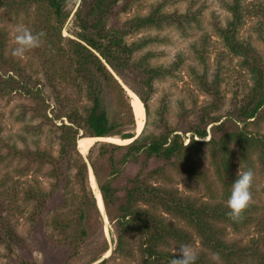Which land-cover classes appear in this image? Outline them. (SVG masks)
<instances>
[{"label": "trees", "instance_id": "obj_1", "mask_svg": "<svg viewBox=\"0 0 264 264\" xmlns=\"http://www.w3.org/2000/svg\"><path fill=\"white\" fill-rule=\"evenodd\" d=\"M79 2L75 12L69 9V0H23L19 5L37 6L39 11H44L48 15V21H45L46 29L54 32L55 40L52 41V36L47 35L45 40L55 46V50L58 48L53 53L58 56L65 54L71 59L72 74L68 84L71 90L85 97L84 103L78 105L79 98L71 96V108L68 105L62 107L60 98L65 90H55L57 103L60 105L59 113L54 118H49L46 115L48 103L41 91L36 89L40 81L34 79L31 82L32 77L29 76L24 80L21 78L22 70L18 72L15 68L8 70L5 63L0 62V94H11L19 89L21 95L31 97L36 104L33 109L34 116L43 117L45 125L49 126L52 134L56 136L59 151L57 158L52 161L55 170H52L51 176L55 179L57 187H60L64 168L65 171L71 170V174L66 176L61 188L63 192L70 188L71 194L67 196V193H62V196L64 200H70L71 213L80 216L79 222L85 224H82L81 232L75 229L73 235L72 222L68 217L59 215L54 208L49 212L44 211L50 193L47 194V191L38 186L31 187L27 191L29 201L34 203L29 220L37 222L43 219L45 212L49 215V225L55 230L54 232L64 241L71 238L73 248L78 250L79 245L75 244L76 240L84 241L88 238L89 232L93 229L91 225L93 215L100 213L96 195L87 181L88 171L91 168L107 217L116 224L117 245L113 252L122 255L127 262L135 258V252L138 250L142 264H170L179 245L189 244L194 248L199 239L200 248L195 250L197 252L195 264H256L255 262L264 264V243L254 240L248 247L228 239L227 226H231L236 232H241L252 223L253 217L247 215L251 205L244 211L242 219L233 221L227 214L230 209L222 202L212 204L182 195L177 189L168 187L164 183L151 184L147 178L162 174L159 168L147 173L141 166L140 171L134 177H129L125 184L118 183V179L123 175V168L130 163H139L140 160L143 161L144 166L154 159L177 163L181 170H189L197 162L204 160L206 152L202 147L209 149L213 162L218 165V175L223 181L226 178L224 183L226 189L232 186L238 174L237 164L233 161V146H238L242 154L240 158L251 169L253 167L249 154L251 148L256 147L261 152L260 160L264 165L262 137L251 131L248 132L246 128L237 127V124L258 121L254 125L259 128L260 122L264 121V58L258 53L251 39L240 37V30L248 17L256 15L258 18L260 12L264 15V0L250 3L245 0L226 1L225 5L231 14L230 17L225 24L213 25L225 50L229 55L239 58L240 69L247 70L250 75V84L246 83L239 106L229 119L221 121V118L215 116L219 110L218 97L221 96L219 85L224 82L221 71L225 69L223 62L226 53L224 52L217 58V74L211 79L209 69L206 67V71L204 70L203 75L199 77L202 90L212 99L204 101L197 107L196 113L191 111L198 119L197 122H190L185 131L191 134L187 144L182 133L179 134L177 129L165 124L159 133L147 134L143 130L142 134L130 144L97 142L88 156L83 155L78 149V140L82 137H112L123 140L136 137L138 121L134 107L122 83L109 67L135 92L143 102L146 115L149 117V100L156 91V82L165 80L168 76H177L176 73L182 65V62L179 64L178 61L167 65L154 63L156 53L151 48L160 42V39L157 34L153 35L149 30L161 31L174 26L178 29H188L194 21L200 22V18L192 11H187L183 15L178 12L170 14L164 10L168 5L165 1L164 5H158L156 8L152 5L149 14H134L115 26L114 20L117 17L126 15L136 3L143 0H80ZM70 19L73 23L71 37L64 39L62 30ZM260 27H264L263 20ZM201 39V42L192 48L207 65V47L203 46L207 40ZM63 41L66 42L65 49L59 48V44ZM41 68H44V65ZM12 71L15 75L10 74ZM101 95L110 99L107 106L102 105ZM194 106H198V103ZM188 112L190 113V110ZM63 117L70 124L62 122L61 125H57L55 121ZM22 118L25 119L23 116ZM226 120L234 127L226 130ZM210 125L212 126L209 140L196 139H206L209 136ZM98 143L101 151L93 156L94 148ZM14 148H17L19 153L13 156L19 154L22 156L26 152L20 149L17 143H14ZM27 154V157H34L42 164L47 159L45 152L29 150ZM8 157H12L9 151L5 155V158ZM5 183L7 182L3 184ZM67 197L69 198L66 199ZM173 219H178V222ZM131 235L138 236V243L136 242L135 245ZM4 239L11 246L21 242L16 228L12 226L2 231L0 240L4 241ZM11 246H8L9 250ZM108 250L106 246L101 254ZM108 260L106 258L97 264H107Z\"/></svg>", "mask_w": 264, "mask_h": 264}, {"label": "rangeland", "instance_id": "obj_2", "mask_svg": "<svg viewBox=\"0 0 264 264\" xmlns=\"http://www.w3.org/2000/svg\"><path fill=\"white\" fill-rule=\"evenodd\" d=\"M22 1L0 0V62H4L8 70L14 68L17 72L22 70L21 78L24 80H27V76H29L32 77L31 82L34 79L40 81L36 89L41 91L46 103H48L46 115L49 118H54L59 113L60 107L57 103L55 90H65L60 98L62 107L68 105L71 108L73 97L79 98L78 105L86 100L83 95L79 96L75 90H71V86L68 84L72 74L71 59L65 54L58 56L53 53L58 48L55 50V46L50 45L45 38L40 47L28 50L23 57H14L11 54L12 49L16 46L14 36L15 27L18 24L28 26L33 32L42 30L47 36H52V41L55 40L54 32L46 29L45 21H48L46 12L39 11L37 6L19 5ZM79 1L69 0V9H73L75 12L80 4ZM165 1L168 2L166 9H164L166 12L170 14L178 12L183 15L187 11H192L200 18V22L194 21L191 26H188V29H178L174 26L161 31L149 30L151 34H157L160 39V42L151 48L156 53L154 63L167 65L178 61L179 64L182 62V65L176 73L177 76H168L165 80L156 82V91L149 100L150 116L147 117L146 115L142 130L146 131L147 134L159 133L167 124L169 127L177 129L179 134L182 133L185 144H187L191 134L185 133V131L190 122H197L198 119L191 111L196 113L197 107L204 101L212 99L202 90V84L199 81L204 70L209 69L208 73L212 79L218 71L216 68L217 58L221 53H226V59L223 62L225 69L221 70L224 82L219 85L221 94L218 97L220 100L219 110L215 113V116L221 118V121L229 119L231 114L235 113L236 107L239 106L241 93L246 89V83L250 84V75L247 70L242 71L240 69L239 58L228 54L213 26L217 23L225 24V21L230 17L231 14L225 5V2L229 0H143V2L136 3L126 15H121V18L117 17L114 20V25L117 26L134 14L147 15L152 5L156 8L158 5H164ZM245 1L250 3L256 0ZM139 4L141 5L138 6ZM261 13H259L260 17L258 18L256 15L248 17L240 30V37L251 39L258 53L264 58V27H260L261 21L264 22V15ZM72 27L73 23L70 19L62 30L64 39L71 37ZM201 38L207 40V43L203 44L205 48L207 47V65L201 61L192 48L201 42ZM65 43L63 41L59 44V48H64ZM43 65L45 71L44 68H41ZM10 74L15 75V72L12 71ZM121 81L132 103L133 98L130 92H135L123 80ZM16 91L18 92L16 93ZM16 91L7 95L0 94V157H2L0 158V235L2 231H6V228L12 226L16 228L21 242H16V245L12 244L11 246L5 239L4 241L0 240V264H97L106 258L109 259L107 264H125L128 262V264H142L137 249V251L135 250V258H131L128 262L122 255L113 252L117 245L116 224L115 221H111L109 217L103 215L99 206L100 213L93 215L91 222L93 229L89 232L88 238L84 241L76 240L75 244L79 245L78 250L73 248L71 238L64 241L60 235L54 232L55 230L49 225V215L45 213L49 212L51 208L56 209L59 215L62 214L71 220L73 235L76 232L75 229H78L77 232H81L82 224H85L79 222L80 216L71 213L70 200H64L62 196V193H67V196L71 194L70 188L64 192L61 191L66 176L71 174V170L65 171L66 168H64L60 181L61 186L57 187L55 179L51 176L54 169L52 161L57 158L59 151L56 136L52 134L49 126L45 125L46 122L43 117L34 116L35 101L29 96L21 95L19 89ZM101 97L102 105L107 106L110 99L103 97V95ZM196 103L198 106H194ZM55 122L57 125H61L62 122L70 124L64 117ZM257 122L237 124V127L239 129L246 128L248 132L259 134L264 140V121L260 122L259 128L254 125ZM211 126L208 127L209 136L206 139H196L208 141L211 137ZM226 126V130H229V127H234L228 122ZM14 143L26 151L24 155L13 156L19 151L14 148ZM202 149L206 152L204 160L197 162L189 170H181L176 165L177 163L172 164L154 159H151L144 166L143 161L140 160L139 163H130L123 168V175L118 179V183L125 184L129 177H134L140 171L141 166L147 173L159 168L162 174L154 178H147L151 184L161 185L164 183L190 198L208 201L212 204L222 202L227 205L226 202L232 186L226 189L224 185L226 178L223 181V178L218 175V165L213 162L209 149L206 147H202ZM29 150L45 152L47 155L45 163H39L34 157H27ZM239 150L237 145L233 146V161L237 164L236 170L239 171L241 164L242 168L247 170L250 166L240 158L242 154ZM8 151L12 157L5 158ZM100 151L101 146L98 143L92 155L96 156ZM260 156L259 149L251 148L249 157L252 161L251 165L255 178L252 186L253 199L250 203V212H247V215L253 217L252 223L241 232H236L231 226H227L228 239L248 247L252 245L254 240L264 243V165L261 163ZM89 173L90 169L88 171V185L95 193L89 179ZM4 182L7 183L3 184ZM34 186L47 191V194L50 193L46 200L47 208H43L45 211L43 219L41 218L37 222L29 220L34 203L29 201L27 191ZM53 190L54 192L51 194ZM105 214H107L106 211ZM173 221L178 222V219H173ZM131 236L133 237V245L138 243V236ZM8 246H11L10 250ZM106 246L109 250L101 254ZM197 248H200L199 239L194 245V249ZM255 263L258 264V262Z\"/></svg>", "mask_w": 264, "mask_h": 264}, {"label": "clouds", "instance_id": "obj_3", "mask_svg": "<svg viewBox=\"0 0 264 264\" xmlns=\"http://www.w3.org/2000/svg\"><path fill=\"white\" fill-rule=\"evenodd\" d=\"M45 37L46 33L42 30L33 32L28 26L18 24L15 27L14 36L16 46L12 49L11 54L14 57H23L28 50L40 47ZM254 178L253 169L244 170L241 164L226 202L230 209L227 214L233 221L242 219L244 211L252 203ZM196 260L197 252L195 249L189 244H182L177 247L176 255L171 259L170 264H195Z\"/></svg>", "mask_w": 264, "mask_h": 264}, {"label": "bare ground", "instance_id": "obj_4", "mask_svg": "<svg viewBox=\"0 0 264 264\" xmlns=\"http://www.w3.org/2000/svg\"><path fill=\"white\" fill-rule=\"evenodd\" d=\"M130 95L133 98V102H132V106L134 107L135 113H136V117H137V132L136 134L140 135L141 131H143V127H144V123H145V118H146V109L145 106L143 104V102L139 99V97L130 92ZM134 139H127V140H123V139H119V138H92V137H82L78 140V149L80 150V152L82 154H88L89 151L91 150V148L94 146V144L96 142H109V143H114V144H118V145H126V144H130L131 142H133ZM90 181H91V185L92 188L95 191V195L97 197V201H98V205L101 208V212L103 213V215L105 216V212H104V208H103V204H102V197L101 194L98 190L97 187V183L95 180V177L93 175V171L90 168Z\"/></svg>", "mask_w": 264, "mask_h": 264}, {"label": "water", "instance_id": "obj_5", "mask_svg": "<svg viewBox=\"0 0 264 264\" xmlns=\"http://www.w3.org/2000/svg\"><path fill=\"white\" fill-rule=\"evenodd\" d=\"M98 55V54H97ZM99 56V55H98ZM100 57V56H99ZM106 64V63H105ZM109 67V66H108ZM109 69L112 71V73L114 74V76L120 81V83H122V81L120 80V78H118V76L114 73V71L109 67ZM123 85V83H122ZM124 87V86H123ZM135 94V93H134ZM135 114V113H134ZM136 118V117H135ZM137 132V131H136ZM140 135L136 134V137L134 138V140H136ZM133 140V141H134ZM90 167V166H89ZM103 204V202H102ZM99 206V205H98ZM103 208H104V212H105V207H104V204H103ZM107 216V214H105Z\"/></svg>", "mask_w": 264, "mask_h": 264}]
</instances>
